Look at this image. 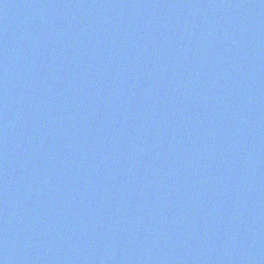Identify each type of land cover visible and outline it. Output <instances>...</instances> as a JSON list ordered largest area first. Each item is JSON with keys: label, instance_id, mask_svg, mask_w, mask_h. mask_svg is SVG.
Segmentation results:
<instances>
[{"label": "water", "instance_id": "obj_1", "mask_svg": "<svg viewBox=\"0 0 264 264\" xmlns=\"http://www.w3.org/2000/svg\"><path fill=\"white\" fill-rule=\"evenodd\" d=\"M0 264H264V0H0Z\"/></svg>", "mask_w": 264, "mask_h": 264}]
</instances>
